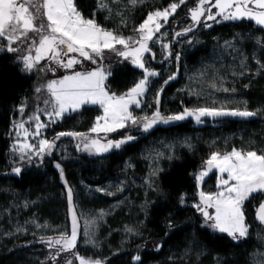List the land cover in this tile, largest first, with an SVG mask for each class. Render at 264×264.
<instances>
[{"label": "snow or ice", "instance_id": "snow-or-ice-1", "mask_svg": "<svg viewBox=\"0 0 264 264\" xmlns=\"http://www.w3.org/2000/svg\"><path fill=\"white\" fill-rule=\"evenodd\" d=\"M121 0H98L96 8L88 16L78 8L75 0H0V53L14 54L18 69L26 74H36L40 83L33 89L35 93V108L27 120H13L10 127L15 133L14 142L10 145L12 159L11 173L21 175L24 165H31L34 161L43 162L45 156H51L57 148V141L61 137H71L78 142L77 151L89 155H104L123 150L137 140V135L149 134L159 125H170L183 122L189 118L196 123H203L209 118H254L259 109L250 111L247 107L228 108L223 104L220 107H184L182 111L165 115L160 110L159 94L155 100V110L151 114L139 115L135 109L144 107V96L150 85V78L160 76L155 70H150L145 64V54L155 60L156 53L150 45L160 44L165 59L172 57V42L164 41L165 33L161 32L164 23L173 16L177 9L186 3V0L170 3L163 9H156L147 13L146 18L133 28L134 35H122L115 29L105 27L96 16L103 13V19H111L112 15L120 17L123 27H127L124 10L119 5ZM143 4L144 0H130L132 6ZM215 9V11H213ZM219 18V20H218ZM191 24L176 32V37L195 34V29L203 26L211 28L212 22H243L250 21L257 26V30L264 33V0H197L196 6L190 9ZM159 33V36L157 35ZM249 39L254 46L264 51V36L256 37L253 33ZM186 43L191 44L189 39ZM227 43V42H226ZM120 47H117V46ZM231 47V45H228ZM117 63L129 61L135 69L141 70V78L126 92L117 95L111 91L107 81L112 76L111 63L105 66V61ZM179 61L180 54L174 57ZM235 59V57H234ZM248 57L241 54L239 67H247ZM43 62V63H42ZM257 70L254 75L264 72V61L255 60ZM121 71L132 72L133 69L123 68ZM70 72V74H64ZM61 73L59 78L55 77ZM252 74L250 71H232L233 77ZM207 78L208 86L212 91L235 93L236 88L226 86V79L215 71L209 74L208 70L200 73ZM176 78V73L169 75L164 81ZM249 87L248 84L244 85ZM209 92V95L212 94ZM193 95H198L193 91ZM231 101L225 100L224 104ZM215 103V101H213ZM43 105V107H41ZM85 105H99L103 114L96 117L95 124L85 132L57 133L52 139L43 137V130L76 113ZM27 103H21L15 109L21 116L25 113ZM45 117L42 120L41 117ZM26 125H33L30 130ZM121 130H124L121 132ZM120 133L119 138H111L110 134ZM21 133L23 137H21ZM95 134V135H91ZM103 134V135H101ZM29 137L40 138L37 142H29ZM171 147V146H169ZM190 147V145H189ZM164 156L157 152V158ZM171 155L168 159H172ZM63 179L64 169L59 162L55 163ZM131 167V165H129ZM217 177V191L206 192L199 190L198 200L188 205L199 213L201 222L199 228L204 233L225 234L221 238H230L235 244L246 241L250 233V225L245 215V204L251 199L264 197V151L242 150L233 147L230 151H212L204 160L201 170L193 174L196 184L203 185L205 178L210 174ZM153 175L156 174L154 170ZM67 186V181H64ZM151 186V183H150ZM123 191V187L119 188ZM97 191L107 192L106 189ZM111 194V193H108ZM67 200L71 212V230L59 233L58 237H39V241L50 250L49 264H107V259H92L80 255L77 248L80 232L78 231V216L73 206V192L67 187ZM178 203L185 205V197L181 195ZM256 218L264 225V201L259 203ZM99 217L85 221L83 243L97 246L95 229ZM35 223V222H34ZM37 228L45 225L35 224ZM173 226L168 221V227ZM130 236L139 235L136 227H126ZM17 231L26 232V228ZM264 245V238H261ZM159 247H162L159 246ZM158 250V249H157ZM62 254L65 255L62 258ZM252 264H264V252L253 254ZM136 264H142L139 254L132 257Z\"/></svg>", "mask_w": 264, "mask_h": 264}, {"label": "trees", "instance_id": "trees-1", "mask_svg": "<svg viewBox=\"0 0 264 264\" xmlns=\"http://www.w3.org/2000/svg\"><path fill=\"white\" fill-rule=\"evenodd\" d=\"M108 2L110 3L111 0ZM173 2H178V0H144L143 4L138 3L132 6L130 0H121L119 7L124 10L126 28L121 25L120 17L115 14L111 19L105 20L103 13H98L96 18L105 27L113 28L122 35H134L133 28L146 18L148 12L163 9ZM75 3L84 15L88 16L95 10L98 0H75ZM196 3L197 0H186L185 12L171 20L172 23H176L174 26L182 22L187 25L192 23L190 9L195 7ZM211 24V28L203 26L196 28V36L189 33L186 37L172 38L171 72H176L180 80L169 82L163 87L161 112L166 113L167 108L172 114L182 111L184 107H220L223 104L228 108L246 106L250 111L259 109L256 117L243 121L224 119L198 126H190L188 122L169 127L160 126L149 134L133 133L137 135V140L118 152L99 157L80 155L78 159L71 161H60L54 155L45 156L42 163L37 161L31 165H24L23 173L18 176L11 173L10 127L16 116L15 109L30 96L35 77L18 69L14 55L0 53V264H46V247L39 241L41 236L30 233L11 241L6 240L7 236L14 233L16 228L24 222L21 216L17 217L16 209L21 211L20 209L24 207L25 210L26 205L32 204L23 211L24 215H29L34 210L36 216L38 213L40 218H56L57 220L64 218L65 225L70 231L67 187L72 189L73 206L77 212L79 205L76 202L74 189L80 181L87 185L105 184L118 177L129 161L134 162L139 168L142 165L144 148L151 143L150 139L180 141V139L187 138L185 145L175 150L173 158L168 159L163 170L156 176L153 189L145 190L139 196V202L135 207H140L145 202L148 204L145 205L146 219L143 224V236L135 242L120 247L116 245L119 238L116 237V232L112 233L115 227H122L124 220L139 227V221H141L138 208L131 211L132 216L136 215L135 218L127 217L122 211L110 217L106 226L102 227L104 235H110L108 242L102 243L103 247L96 252L80 247V255L94 259L106 258L107 264H136L132 259L136 254L141 256L142 264L160 261L162 264H196V260L193 257H187V254L184 257H187L190 262L179 260L181 251L188 241H193L195 247L208 252L209 257L206 258L216 255L220 258V264H245L244 261L249 252L253 250V241L247 238L246 241L235 244L230 238H221L225 234L208 235L204 233L199 228L201 222L199 213L188 205L194 201L197 194L193 174L201 169L204 160L212 151L226 152L233 147L242 150L264 151V72L254 75L257 70L255 60L259 58L264 61V51L254 46V41L249 39L253 33L256 37H262L264 33L258 31L253 22L246 20L243 22H212ZM180 30L182 29L175 27L176 32ZM183 39H192V48L184 46V50L180 49L179 43ZM177 53L180 54L179 61L174 59ZM241 54L248 57L247 67L244 69L239 67ZM109 63H111L112 76L116 79L109 77L107 83L110 90L116 94L125 92L141 77V70L135 69L134 65L129 62L121 60L118 64L117 59L113 62L106 60L105 66H109ZM125 67L133 71H121ZM206 69L209 74L215 71L218 75L224 76L226 86L230 88L234 86L236 92L215 91L216 95L212 99L200 96H181L180 88L188 74H196L201 79L200 73ZM232 71L237 73L240 71L249 73L250 71L252 74L233 77ZM201 81L205 87L208 86L206 77ZM245 84L249 87L245 88ZM225 100L231 102L224 104ZM92 111L86 108L83 112L76 114L73 119H64L55 128L57 131H88L97 116V113ZM57 162L64 169L63 179L55 167ZM65 180L67 186L64 183ZM181 195L185 197V205L178 203ZM36 201L38 203L35 204ZM103 201L104 199H97L96 204L102 205ZM250 201L255 202L257 206L262 202L260 197ZM169 220L173 224L171 228L168 227ZM161 245L162 247H159ZM177 251L181 253L178 259L175 255L176 260L174 258V261H168L167 255ZM34 252L42 253L44 259L40 261L37 259L34 263L28 261L29 256Z\"/></svg>", "mask_w": 264, "mask_h": 264}, {"label": "rangeland", "instance_id": "rangeland-1", "mask_svg": "<svg viewBox=\"0 0 264 264\" xmlns=\"http://www.w3.org/2000/svg\"><path fill=\"white\" fill-rule=\"evenodd\" d=\"M185 8H186V4L181 5L177 9L176 13L169 18L167 23H164L163 21L161 22L164 24V26L161 29V32L166 34L164 36L165 42L172 41V38L176 37L175 36V33H176L175 27H176V29H183V28H186L187 26H189V24L187 25L184 22L179 23L177 26H174L176 23L171 22V20H173L174 17L178 18L181 14H183L185 12L184 11ZM213 11H215V9H213ZM208 23H212V21H209ZM157 35L159 36V33ZM196 35H197V32H196ZM186 41L187 40H185V39L180 40V43H179L180 49L184 50V46H191L192 45V44L189 45L188 43H186ZM150 46L152 47V50L156 53V58H155V60L149 59L148 55L145 54V58H144L145 64H146V67H148L150 70H155V71L159 72L160 76L150 78L149 89L143 98L144 107L142 109H135V112L139 115H142L145 113L151 114L155 110V107H156L155 100L157 98V93L159 92V90L161 88H163L165 85H167L169 82H175V81L180 80L179 75L176 74V78L174 80L169 81L167 84L164 83V81L167 79V77L169 75L173 74L171 72L172 71V64H171L172 60H170V59H172V57H169L168 59L164 58V55L162 54V49H161L159 43H156V44L150 45ZM192 46L190 48H192ZM117 47H120V46L118 45ZM11 55H14V54H11ZM115 59H119V58H114L111 60V62H113ZM126 62H129L131 64L130 60L126 61ZM174 73H176V72H174ZM60 74L61 73H57L55 77L50 76V78H59ZM64 74H70V72H67ZM28 75H34V77H35L34 86H33V89H34L38 85V83H40L39 77L35 73L34 74H28ZM139 79L136 82H138ZM201 80H202V77L200 79L196 74H193V75L188 74V76L185 79L184 84L180 88L179 93L181 94V96L182 95L183 96L188 95V96H192V97H199L200 96V97H204L205 99L214 98L216 95L215 91H212L208 86L205 87L204 83ZM134 84L132 86H130L129 88L133 87ZM33 89H32L31 94L29 96L30 98L28 97L22 101V103H25V102L27 103L25 113L23 114V116H21L18 112H16V114H15L16 116H15L14 120H17V121L22 120V119L27 120L28 116L31 115L32 112L34 111L35 93H34ZM193 91L197 92L198 95H193L192 94ZM210 91H212L211 95H209ZM117 95H120V94H117ZM161 97H162V93L159 94L160 104H161ZM41 107H43V105H41ZM194 107H197V106H194ZM86 108L92 109L93 110L92 112L97 113V116L103 114V110L99 107V105H85L83 108H81L76 113H73L71 116H69L67 118L73 119V117L76 114L83 112ZM160 110H161V108H160ZM165 111H166V113H164L165 115L170 114V112L167 108L165 109ZM41 119L46 121V118L43 116L41 117ZM202 119L204 122L199 123V124L196 123L191 118H189L183 122H188V124L190 126H198L200 124L206 125V124L213 123L212 121H208L205 118H202ZM95 120H96V118H95ZM62 121H60V122H62ZM60 122H58L56 124H52L47 129L43 130V137H46L48 139H52L57 133L61 132V131H57L55 128V126L57 124H59ZM183 122H178V123H174V124H170V125H159L157 127H160V126L169 127V126H174V125H177V124H180ZM94 124H95V121H94L93 125ZM26 127H29V129L31 130L33 125H26ZM89 130L85 131V133H89ZM123 131L124 130H121V132H123ZM65 132H73V131L65 130ZM74 132H78V131H74ZM133 133H136V132H133ZM91 135H95V134H91ZM101 135H103V134H101ZM110 135H111V138H119L120 137L119 132L113 133ZM14 137H15V133L13 132V133H11V136H10L11 144L14 142ZM21 137H23L22 133H21ZM39 139H40L39 137L35 138V139L29 137V142H37ZM150 141H151V143L147 147L144 148L143 157H142V165L139 168H137L135 166L134 162L129 161L126 164V166L124 167V171L121 172L118 175V177L113 178L112 180L108 181L105 184L87 185L83 181H80L78 183V185L76 186L74 191L76 192V202L79 205V207H78L76 204L77 209H78V211H77L78 231L80 232V236H79L78 244H77L78 249L80 247H83L85 249L88 248L91 252L99 251L100 248L103 247L102 243L108 242V240L110 238V235L105 236L104 233L102 232V227L106 226L108 219H110V217H113L114 215H116L118 213H121L122 211L125 212L127 217L135 218L136 215L132 216L131 211H132V209H136V208H138L139 216L141 215V221H139L140 226L138 227V225L132 224V223L128 222L127 220H124L125 222L123 223L122 227H120V228L115 227L113 229L112 233H115V232L117 233L116 237L119 239L117 240L116 245L119 247L126 245L128 243L135 242L136 240H138L139 238H141L143 236V232H144L143 224H144V221L146 219V217H145L146 206L145 205H148V204H146V202H145L142 206L135 207L136 204H138V202H139V196L141 195V193L143 191H145V190L149 191V190L153 189L152 187L155 184V181L157 178L156 176L158 175V173L161 170H163L164 166L166 165V163L168 161V156L169 155L174 156L175 150L177 148L185 145L186 141H188V138L184 139V140L180 139V141H178L177 139L176 140L174 139L173 141L150 139ZM77 142L78 141L76 139L71 138V137H61L57 141V148L53 152L52 155L57 157L60 161L75 160V159H78L80 155H87L89 157H99L96 155H89L88 153L77 151L76 147H75ZM169 146H171V147H169ZM157 152H163L164 156L157 158ZM11 156H12V154H11ZM100 156H103V155H100ZM36 162L37 161H34V163H36ZM129 165H131V167H129ZM154 170L156 171L155 175L152 174ZM217 177H218V173H216L215 175L210 174L209 177L205 178V182L203 185L198 186L196 184L197 185V194H196V197L192 203H194L196 200H198L199 190L202 189L206 192H215L218 190L216 187L217 182H218ZM150 183H151V186H150ZM120 187H123V191L119 190ZM97 189H106L107 192L97 191ZM108 193H111V194H108ZM97 199H104L103 204L102 205L96 204ZM260 200L264 201V197H260ZM34 203L36 204V203H38V201H36ZM25 204H24V206H25ZM28 205L31 206L32 204H28ZM28 205L25 206L26 207L25 210H27V208L30 207V206L28 207ZM256 209H257V204H255V202H253V201H250L249 203L245 204L244 211H245V215H246V220H247V223L250 225V233H249L248 238L253 241V245H252L253 250L251 252H249L246 261H244L245 264H252V260H253L252 254L254 252H256V253L264 252V245L261 244V238H264V228L261 225H259L255 219ZM20 210L22 212L18 211V209H16L15 212L17 213L18 218L21 216L24 219V222L16 228L14 233L9 234L7 236V238H6L7 241H11V240H13L19 236L24 237L25 235H28L30 233H32V234L36 233L39 236L45 237V239H47L48 237H58L59 233H61V232L70 233V231H68L69 229H67V226L65 225V219L64 218L59 219V220H57L56 218H54V219L40 218L38 213L36 216V212L34 210L29 215L23 214V211H25L24 207L21 208ZM101 213H103V219L98 220V227L95 229L97 246L93 247L91 245H85L83 243V240H84L83 231L85 228V221L93 219V218H97L100 216ZM69 220L71 222V212L69 213ZM36 223H38L40 225H45V227L44 228H37L35 226ZM126 227H136L138 232H139V235L130 236L125 230ZM18 228H21V229L26 228L27 231L26 232H24V231L18 232L17 231ZM70 230H71V226H70ZM194 244L195 243L193 241L192 242L188 241V243L186 244V247H184L183 250L181 251L182 254L179 252L181 255L178 253V251L177 252H170V254L167 255L168 256L167 260L168 261H174L175 255H176L177 259L180 255L179 260L181 262L188 260L187 257H189V258L193 257L196 260V264H220V258L219 257H217L216 255H213L211 258H206V257H209L208 252H206L205 249H201V250L198 249V247H195ZM45 247H46L45 251L47 253L46 264H48L51 250L46 245H45ZM186 254H187V257H184V255H186ZM42 255L43 254L40 252H34L32 255L29 256L28 261H31L33 263L36 262L37 259H39L38 261H40L41 259H44V258H42ZM65 255H70V254H62V258ZM170 257H172V258H170ZM86 258L94 259L93 257H90V256H88ZM170 259H172V260H170ZM175 260H176V258H175ZM188 261L190 262V260H188ZM160 262L150 263V264H162V262L161 263ZM61 264H63V259H61ZM74 264H78V262H74Z\"/></svg>", "mask_w": 264, "mask_h": 264}, {"label": "water", "instance_id": "water-1", "mask_svg": "<svg viewBox=\"0 0 264 264\" xmlns=\"http://www.w3.org/2000/svg\"><path fill=\"white\" fill-rule=\"evenodd\" d=\"M205 119H207L208 121H212V122H217V121H221V120H224V119H234V120H240V121H243V120H247V119H249V118H233V117H224V118H216V119H213V118H209V117H205ZM201 125H203V124H201ZM258 208V207H257ZM256 211H257V209H256ZM256 211H255V219H256V221H257V223L259 224V225H261L259 222H258V220H257V218H256ZM263 228H264V225H261Z\"/></svg>", "mask_w": 264, "mask_h": 264}]
</instances>
